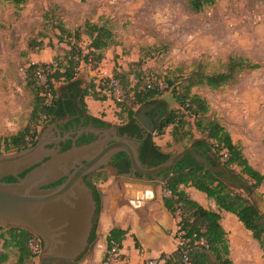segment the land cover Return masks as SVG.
<instances>
[{
  "label": "rangeland",
  "instance_id": "1",
  "mask_svg": "<svg viewBox=\"0 0 264 264\" xmlns=\"http://www.w3.org/2000/svg\"><path fill=\"white\" fill-rule=\"evenodd\" d=\"M88 24L105 26L114 36L113 47L104 52L99 64L89 61L77 70L76 78L82 81V88L94 86L96 92L107 98L103 104L98 102L100 110L88 106V112L112 126L122 124L126 115L116 103L125 100L128 86L118 81L114 89L103 83L114 72L128 73L130 83L139 75L144 82L158 84L162 93L157 101L164 104L166 112L179 110L185 114L186 124L177 130L178 142L171 137L175 125L164 127L162 134L152 135L154 143L171 155L181 152L192 139L203 136L196 132L193 118L176 103L169 83L178 84L184 91L186 78L197 63L205 73L224 71L229 57H242L258 64L259 69L245 70L216 90L197 86L190 90V95L204 100L208 110L205 117L218 121L233 142L242 147L249 164L264 173V2L258 0H219L200 13L190 11L186 0H27L20 6L0 0L1 154H5L6 139L26 127L38 133L42 128V124L30 121L33 95L26 88L28 65H64L68 43H78L87 54L89 39L84 32ZM59 26L71 37L60 35ZM75 33L79 40L72 36ZM54 86L58 90L61 83L55 82ZM140 107L133 108L135 113ZM104 172L112 184L121 185L120 204L130 205L131 187L120 184L109 171ZM100 183L104 182H95L97 188ZM236 191L246 197L242 191ZM249 199L264 214V186L255 189ZM206 207L210 209L209 205ZM221 224L228 234L233 264H264V253L235 216L222 212ZM5 230L0 229V249L4 239H9ZM96 243L90 247V259ZM39 248L32 264H40ZM2 252L8 256L4 264L16 263V250ZM156 260L148 259L144 264H158ZM89 264H102V260L93 258Z\"/></svg>",
  "mask_w": 264,
  "mask_h": 264
},
{
  "label": "trees",
  "instance_id": "2",
  "mask_svg": "<svg viewBox=\"0 0 264 264\" xmlns=\"http://www.w3.org/2000/svg\"><path fill=\"white\" fill-rule=\"evenodd\" d=\"M6 1L12 2L15 6H20L27 0ZM217 1L219 0H186L188 8L193 13H200L204 8L213 6ZM258 1L264 2V0ZM58 29L60 35L67 34L71 37V33L62 26H59ZM84 33L89 39V52L87 54H84L78 43H68L69 48L65 52L66 63L64 65L59 64V66L54 67L53 64L32 63L26 68V88L33 95L31 122L43 125L50 116L57 115L58 105L62 99H66L71 101L77 112L82 113L97 125L103 127L110 125L100 118L91 117L85 103V97L104 102L107 100L106 96L101 95V92H96L94 86L82 88V81L77 79L76 75L82 63L94 61L97 65L102 61L104 52L114 45V36L105 26L89 24L85 27ZM72 36L77 40L80 39L78 33L72 34ZM259 67L258 64H251L242 57H229L224 66V71L218 73H205L203 66L197 63L186 78L187 86H185L184 91H181L178 84L169 83L176 103L185 109L187 116L193 118L196 132L203 136L201 139H192L184 149L194 148L211 167L228 171L238 181H228L222 174L207 170L198 164L190 154H186L174 168L164 173L166 180L164 189L169 192V197H163L162 204L172 216L177 218L176 239L178 244L172 253L161 254L157 258L156 261L159 264H233L228 234L221 224L222 212L235 216L244 229L250 232L252 239L264 253V214L249 199V194H253L255 189L264 186V173L259 172L249 164L242 147L233 142L229 132L218 121L205 117L208 110L204 100L196 95H190V90L193 87L204 85L216 90L233 81L235 76L241 72L256 70ZM42 77L43 79H41ZM128 78L130 75L126 72H114L111 78H107L103 82L105 86H109L111 80H116L128 86L125 100L122 103H116L120 111L126 115L122 123L133 122L135 114L133 108L135 106L158 102L163 109V122L155 133L162 134L164 127L175 125L171 137L173 142H178L180 139L177 138V130L185 126L186 121L183 120L185 114L179 110L166 112L164 104L157 101L162 93V88L158 84L144 82L139 79V75L136 78L133 77L135 82L132 83L129 82ZM55 82L61 83L58 90L54 86ZM30 129V127H26L16 135L6 139L4 153L20 151L34 145L38 132L35 129ZM189 132L191 133V131ZM138 153L139 160L148 167L158 166L171 156V154L163 152L150 138L141 144ZM120 157L128 161L125 154H121ZM104 171L106 170L100 169L84 178L86 185L92 186L91 188L94 190L98 202L97 215L101 209V194L95 182L108 180ZM22 176L24 174L20 175V177ZM14 181L12 177L3 179L5 183ZM188 187L205 194L208 200L214 202L216 211L206 209L191 199L186 192ZM236 190L242 191L246 197ZM96 227L97 225L95 229ZM5 233L9 239H4L1 245L0 264H4L8 260V256L2 252V249L9 248L16 250L15 264H32L31 260L36 255L33 247L37 243L41 246L40 242L34 240L35 238L24 230L9 229L5 230ZM126 235V230L117 227L109 231L105 239L102 264L108 260L109 252L113 248L117 251L122 249ZM96 239L97 236L94 237L93 243L96 242ZM1 240H3L2 236H0ZM135 246L138 247L136 242Z\"/></svg>",
  "mask_w": 264,
  "mask_h": 264
},
{
  "label": "water",
  "instance_id": "3",
  "mask_svg": "<svg viewBox=\"0 0 264 264\" xmlns=\"http://www.w3.org/2000/svg\"><path fill=\"white\" fill-rule=\"evenodd\" d=\"M145 106L154 107L143 105L134 114V119L143 125ZM95 134H103V138L101 135L94 143L73 146L64 152L47 147L41 135L30 147L0 154V229L24 230L38 239L39 257L47 264H75L87 251L97 206L84 178L107 167L116 154H125L131 166L130 173L121 177L152 190L165 186L164 173L186 154L228 181H238L228 171L211 167L192 147L171 155L158 166L143 167L138 155L140 142L126 135L117 136L115 126ZM8 177L15 181L3 182ZM61 180L64 182L58 187L46 188Z\"/></svg>",
  "mask_w": 264,
  "mask_h": 264
},
{
  "label": "crops",
  "instance_id": "4",
  "mask_svg": "<svg viewBox=\"0 0 264 264\" xmlns=\"http://www.w3.org/2000/svg\"><path fill=\"white\" fill-rule=\"evenodd\" d=\"M88 98H85L87 108L93 106L95 110L101 109L98 104H103V102L90 98L93 101L90 105ZM90 115L97 117L95 114ZM119 180L120 184L131 187L128 195L131 202L130 205L120 204L119 193L122 187L112 184V180L98 185L97 189L101 194V210L97 217V243L93 249V258L96 261L102 260L105 239L114 227L127 231L120 250L122 263L144 264L148 259H156L161 254L172 253L178 244L176 239L177 218L172 216L162 204V198L169 197V192L164 189V186H158L152 190L150 186L136 185L127 179ZM186 192L202 207L209 209L206 207L209 205L210 209L216 211L214 202L208 200L205 194L192 187L186 188ZM135 242L138 247L135 246ZM93 258L85 257L80 264H89Z\"/></svg>",
  "mask_w": 264,
  "mask_h": 264
},
{
  "label": "flooded vegetation",
  "instance_id": "5",
  "mask_svg": "<svg viewBox=\"0 0 264 264\" xmlns=\"http://www.w3.org/2000/svg\"><path fill=\"white\" fill-rule=\"evenodd\" d=\"M147 105H154V107L149 108V106H145L143 108L142 111L146 116L144 117L145 118L144 125L135 119L133 120L132 123L118 124L115 126L116 135L117 136L126 135L131 139H135L137 142H140V144L146 142L149 138L152 139V135L155 134V131L160 127L163 121V109L161 108L158 102ZM57 111H58L57 115L50 116V118L43 123L41 131L38 133L37 138L42 135L44 138V142L47 144V147L54 148L56 150H59L60 152L67 151L71 149L73 146L81 147L94 143L100 139L101 135L103 138V134L97 135L95 134V131H107L108 129L113 127L112 125H109L108 127L97 125L91 119H87V117L85 115H82V113L77 112L75 110V106L71 103V101L66 99H62L60 105H58ZM90 116L94 117L92 115ZM121 154L123 153L114 155L108 166L102 169L109 171V173L114 174V176H117L118 179H126L124 177H121V175L129 174L131 170V166L129 161L125 160L123 157H120ZM141 165L143 167L147 166V165H143L142 162ZM63 182L64 180H61L53 185H49L46 188L47 189L56 188ZM91 187L89 186V188L93 191L92 193L93 200L95 201L97 206L96 214L93 220L94 228L88 240L89 247L87 251L76 260L75 264H79V262H81L85 257H87L92 252V248L90 247L92 246L94 237L96 236L95 226L97 225L98 202L95 198L94 190ZM40 250H41V246L37 254L39 263L47 264L46 262L42 261V258L39 257ZM62 264H66V263H62Z\"/></svg>",
  "mask_w": 264,
  "mask_h": 264
},
{
  "label": "built area",
  "instance_id": "6",
  "mask_svg": "<svg viewBox=\"0 0 264 264\" xmlns=\"http://www.w3.org/2000/svg\"><path fill=\"white\" fill-rule=\"evenodd\" d=\"M119 85V83L116 80H111V87H113L114 89L117 88ZM110 87V88H111ZM110 94V92L108 93ZM107 95V94H106ZM34 240H37L36 238ZM38 241V240H37ZM39 248V243H37L34 247L33 250L34 252H37ZM123 259L120 256V251H117L115 248H113L110 252H109V258L106 262H104L103 264H114V263H122ZM157 263V262H156ZM122 264H126V263H122ZM159 264V263H158Z\"/></svg>",
  "mask_w": 264,
  "mask_h": 264
}]
</instances>
